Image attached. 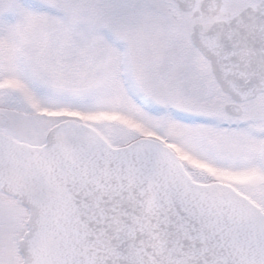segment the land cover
<instances>
[{"label": "snow or ice", "instance_id": "6c2138e0", "mask_svg": "<svg viewBox=\"0 0 264 264\" xmlns=\"http://www.w3.org/2000/svg\"><path fill=\"white\" fill-rule=\"evenodd\" d=\"M0 264H264V0H0Z\"/></svg>", "mask_w": 264, "mask_h": 264}]
</instances>
